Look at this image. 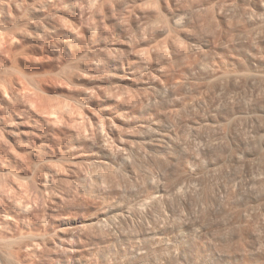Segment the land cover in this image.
Segmentation results:
<instances>
[{
  "label": "clouds",
  "instance_id": "obj_1",
  "mask_svg": "<svg viewBox=\"0 0 264 264\" xmlns=\"http://www.w3.org/2000/svg\"><path fill=\"white\" fill-rule=\"evenodd\" d=\"M0 264H264V0H0Z\"/></svg>",
  "mask_w": 264,
  "mask_h": 264
}]
</instances>
